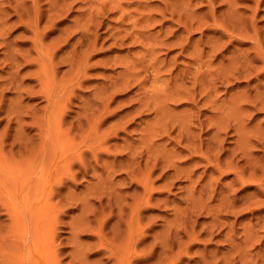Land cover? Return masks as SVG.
Listing matches in <instances>:
<instances>
[{
  "label": "rangeland",
  "instance_id": "1",
  "mask_svg": "<svg viewBox=\"0 0 264 264\" xmlns=\"http://www.w3.org/2000/svg\"><path fill=\"white\" fill-rule=\"evenodd\" d=\"M16 1L7 0L6 2L11 4L8 3L7 6L4 0L6 7L2 6L3 2L0 3L3 7L0 11L4 10L0 13V18L4 16L3 13L7 14L0 20V27L3 28L0 30V41H6V46H0V264H233L235 261L234 264L264 263V217H261L264 216V182L261 181L264 179V104L261 105L264 102V63L260 59L264 58V43L260 38L264 39V2L257 0L262 3L260 4L256 0H228L226 4L225 0H140L138 3V0H89L88 3L87 0H21L23 6L20 7V1ZM65 2L68 3L67 6ZM118 2L121 5H118ZM103 3L106 5L102 8ZM208 3L214 4V7ZM252 5L257 8H253L254 12H251ZM62 6L67 8L63 9ZM37 7L41 9H36ZM258 7L262 10L257 11ZM18 8L24 11L19 12ZM98 9H101V12ZM225 10L226 17L228 12L234 14L227 17L231 18V22L224 14L221 16ZM239 10L244 13L239 15ZM215 12H218L221 23L218 22L219 18ZM28 13L30 18L33 16V20H30ZM37 13L39 15L35 17ZM49 13L52 15L48 17ZM16 14L19 22L27 19L23 20L24 23L21 22L23 26L15 19ZM150 14L154 17L151 18ZM204 14L210 19L206 15L203 16ZM213 14L216 15L213 17ZM215 17L219 25L212 21ZM251 17L252 20H249ZM95 18L96 20H93ZM36 20L41 21L40 25ZM205 21L208 23H203ZM180 22L184 25H180ZM226 22L228 24H225ZM5 23L11 25L12 29ZM18 24L21 25L20 28ZM185 24L189 28L185 27ZM197 24L204 26L197 28ZM237 24L239 30L236 28ZM227 26L230 33L223 29ZM200 27L204 29L203 32ZM218 28H221L220 31ZM253 29L255 31H252ZM142 30L146 33L145 36ZM247 30L250 33L247 34ZM3 32L7 34L4 36ZM256 33L258 36H255ZM135 34H138L140 39H137ZM84 37L85 39H82ZM214 37L216 40L212 39ZM252 37L259 39L256 41ZM33 39L34 42L36 40V45H32ZM237 39L241 43H238ZM251 39L252 41H249ZM206 41L210 43V51ZM224 42H227V45H224ZM169 43L172 46L168 45L166 48ZM213 43L216 46L219 44L218 46L225 50L219 48L218 51V46H213ZM251 46L255 47V53L250 51ZM215 48L218 52L213 54V57L212 50ZM71 51L79 53L73 54ZM16 53L21 54L20 57L16 56ZM76 54L77 56H74ZM253 55L257 58L254 59ZM67 58H71V61H67ZM243 60L245 61L242 62ZM194 63L201 67L195 66ZM240 65L242 68H239ZM252 67L254 71L256 68L259 75L253 73ZM183 68L190 74L194 71V75L192 72L189 77V73ZM233 68L239 69L233 71ZM202 69H205V72L209 69L208 74L202 72ZM213 70L224 71V75L219 76L220 73L216 72L219 77L214 80L216 75ZM245 70L252 71L253 74L249 75ZM183 71L188 77L185 73L182 76ZM239 72L243 74L242 77ZM133 73L139 75L137 83L143 78L142 82L137 84V77ZM158 73L160 77H157ZM168 74L171 77L170 82ZM195 76L199 78V82ZM252 76L258 78L252 79ZM221 77H227L224 81H228V84L223 83ZM217 78H221L222 83L218 82ZM180 80L187 81L184 83ZM169 83H173L174 87ZM252 86L255 87L254 90ZM150 87L151 94L147 92ZM183 87L184 91L181 90L180 94ZM185 88L202 90L205 96H200L202 91L188 92ZM178 89L180 95H177ZM172 91L176 99L181 96L184 102H177L174 97L171 98L176 102L169 101ZM185 91L190 93L189 96L187 92V95L183 93ZM160 93L163 94L160 96ZM165 93H168L166 96L169 99ZM191 94L194 100L190 97ZM137 98L146 104L145 108L153 109L154 106V110H142L140 107H143V103L138 104ZM145 98L150 100L148 103H153V106H147ZM189 98L196 102H190ZM201 98L204 100L201 101ZM240 98L241 103H238ZM250 99L251 103L253 99L256 100L253 104L257 109L250 105ZM166 100L169 102H165ZM230 100H233V103ZM155 102L164 107H159ZM193 106L203 113H198L199 110ZM136 107L140 108L138 112L141 118ZM194 110L197 112L195 116L198 114L195 117L197 120L192 119ZM58 114L59 117H56ZM161 114L162 119L157 117ZM225 114L231 119L227 120L228 116ZM186 116L191 117L192 121ZM57 118H60L59 127L57 124L55 126ZM187 121L189 124L194 123L195 127L192 123L189 126ZM165 123H168V129ZM149 124L151 127H148ZM170 125H173V128ZM160 126L164 131H172V135L168 132L165 134ZM156 129H160L165 136L162 138V132H157ZM179 132L182 134L181 138L177 137ZM203 132L205 133L202 134ZM142 133H145V136ZM182 136L189 137L185 139ZM194 139H203L204 141H198V144H203V148H198ZM184 144L186 147H182ZM247 148L249 151L245 150ZM203 153L209 159L204 157L206 160L203 161ZM242 156H246V160ZM218 161L219 164L215 165ZM250 163L254 166H250ZM256 165L261 168H256ZM236 172L241 175V184L235 177H239ZM131 177L134 178L133 181ZM136 180L139 185L135 183ZM242 198L252 203L246 204L247 201ZM243 200L245 202L242 204ZM225 201L230 204L232 201L237 203L232 202L227 208L228 202ZM222 205L223 207H220ZM41 208L45 210L44 213L40 211ZM199 209L206 211L199 212ZM239 209L242 211L238 213ZM214 222L217 223L216 228L212 227ZM39 226L44 233L43 239H46L44 243L47 248L44 253L50 255L48 262L44 259L46 254L43 253V256L39 248ZM194 226L195 231L192 232L191 228L194 229ZM217 232L220 234L217 235ZM253 259H257L255 263ZM215 260L218 263L214 262Z\"/></svg>",
  "mask_w": 264,
  "mask_h": 264
},
{
  "label": "bare ground",
  "instance_id": "2",
  "mask_svg": "<svg viewBox=\"0 0 264 264\" xmlns=\"http://www.w3.org/2000/svg\"><path fill=\"white\" fill-rule=\"evenodd\" d=\"M3 1H4V0H3ZM3 1L0 0V3L3 2ZM6 1H7V0H5V2H6ZM8 1H9V0H8ZM13 1H14V0H13ZM19 1H20V2H18V0H17L16 2H18L19 6H20V5H22V2H21V0H19ZM25 1H26V0H25ZM36 1H37V0H36ZM38 1H39V0H38ZM57 1H58V0H57ZM61 1H62V0H61ZM63 1H64V0H63ZM65 1H66V0H65ZM80 1H82V0H80ZM88 1H89V0H87L86 2H88ZM120 1H121V0H120ZM139 1H140V0H138V3H139ZM203 1H204V0H203ZM207 1H208V0H207ZM225 1L227 2L228 0H225ZM234 1H235V0H234ZM252 1H253V0H252ZM256 1H257V0H256ZM256 1H255V2H256ZM10 2H11V1H10ZM28 2H29V1H28ZM32 2H33V1H32ZM74 2H76V0H74ZM99 2H100V1H99ZM140 2H141V1H140ZM144 2H145V1H144ZM210 2H214V0H213V1H210ZM257 2H259V1H257ZM262 2H264V0H262ZM6 3H7V2H6ZM8 3H9V2H8ZM8 3H7V6L10 4V3H9V4H8ZM20 3H21V4H20ZM23 3H26V2H23ZM29 3H30V2H29ZM36 3H37V2H36ZM65 3H66L65 5L67 6L68 3H67V2H65ZM69 3H70V2H69ZM78 3H79V1H78ZM83 3H84V2H83ZM88 3H89V2H88ZM252 3H253V2H252ZM259 3L262 4L261 2H259ZM32 4H33V3H32ZM37 4H38V3H37ZM74 4H76V3H74ZM111 4H112V2H111ZM115 4H116V3H115ZM136 4H137V3H136ZM226 4H228V2H227ZM253 4H254V3H253ZM260 4H259V5H260ZM4 5H5V4H4V2H3V5H2V6H4ZM10 5H11V4H10ZM12 5H14V4L12 3ZM15 5H16V3H15ZM15 5H14V6H15ZM98 5H100V3H99ZM103 5H106V4L103 3V4H102V8H103ZM116 5H117V4H116ZM116 5H115V6H116ZM118 5H121V3L118 2ZM144 5H145V4H144ZM146 5H147V4H146ZM208 5H209V3H208ZM211 5L214 7V4H211ZM211 5H209V6H211ZM2 6H0V8H1ZM14 6H13V7H14ZM22 6H23V5H22ZM34 6H35V5H34ZM34 6H33V7H34ZM39 6H40V3H39ZM49 6H50V5H49ZM66 6H65V7H66ZM252 6H253V7H252ZM252 6H251V7H252L251 12L253 11V8H254L255 5H252ZM4 7H6V6H4ZM20 7H21V6H20ZM20 7H19V8H20ZM24 7H25V6H24ZM24 7H23V8H24ZM40 7H41V6H40ZM40 7H37L36 9H38V8H40ZM59 7H61V6H59ZM62 7H64V6H62ZM65 7H64L63 9H66V8H67V7H66V8H65ZM69 7H70V6H69ZM97 7H98V6H97ZM116 7H117V6H116ZM118 7H120V6H118ZM227 7H228V6L226 5V9H227ZM231 7H232V6H231ZM233 7H234V6H233ZM2 8H3V7H2ZM11 8H12V7H11ZM14 8H15V7H14ZM19 8H18L19 12H23V11H24L23 9H22L23 11H21ZM25 8H26V7H25ZM31 8H32V7H31ZM71 8H72V7H71ZM90 8H91V7H90ZM100 8H101V7H100ZM104 8H105V6H104ZM235 8H236V7H235ZM255 8H256V7H255ZM255 8H254V10H255ZM6 9H7V8H6ZM9 9H10V7H9ZM12 9H13V8H12ZM40 9H41V8H40ZM68 9H70V8H68ZM106 9H107V8H106ZM108 9H109V8H108ZM210 9H211V7H210ZM250 9H251V8H250ZM256 9H257V8H256ZM0 10H2V9H0ZM34 10H35V9H34ZM34 10H33V11H34ZM98 10H99V9H98ZM103 10H104V9H103ZM103 10H102V11H103ZM214 10H215V9H214ZM259 10H262V8L260 9V8L258 7V10H257V11H259ZM9 11H10V10H9ZM15 11H16V10H15ZM15 11H14V12L12 11V13H17V12H15ZM64 11H65V10H64ZM90 11H91V10H90ZM99 11L101 12V9H100ZM211 11H212V9H211ZM215 11H217V9H216ZM218 11H219V10H218ZM227 11H231V10H227ZM239 11H240V10H239ZM2 12H4V10H3ZM2 12L0 11V13H2ZM7 12H8V11H7ZM19 12H18V13H19ZM30 12H32V9H30ZM56 12H57V11H56ZM59 12H60V10H59ZM66 12H67V11H66ZM91 12H92V11H91ZM91 12H90V15H91ZM96 12H97V11H96ZM208 12H209V11H208ZM222 12H223V11H222ZM222 12H221V13H222ZM225 12H226V10L222 13L221 16H223V14H224V17H226ZM232 12H233V11H232ZM235 12H236V10H235ZM253 12H254V11H253ZM255 12H256V11H255ZM5 13H6V11H5ZM18 13H17V14H18ZM62 13H63V12H62ZM64 13H65V12H64ZM209 13H210V12H209ZM209 13H207V14H209ZM212 13H214V11H213ZM215 13L217 14L218 12H215ZM238 13H239V15H240V13H244V12H241V11H240V12H238ZM238 13H236V14H238ZM256 13H257V12H256ZM8 14H9V12H8ZM17 14H16L15 16H17ZM19 14H20V13H19ZM21 14H22V13H21ZM40 14H41V13H40ZM43 14H44V13H43ZM53 14H54V13H53ZM60 14H61V13H60ZM60 14H59V15H60ZM66 14H67V13H66ZM93 14H94V13H93ZM216 14H213V17H214V15H216ZM226 14H227V17H229L228 15L230 14V16H231V14H233V13L228 12V13H226ZM253 14H254V13H253ZM253 14H252L251 16H253ZM3 15L6 16L7 14H4V13H3ZM3 15L1 14V16H3ZM9 15H11V14H9ZM9 15H8V16H9ZM12 15H13V14H12ZM24 15H25V14H24ZM24 15H20V16H23V18H26L27 16L25 17ZM26 15H27V13H26ZM32 15H33V14H32ZM32 15H31V16H32ZM36 15H39V14H38V13L35 14V17H36ZM51 15H52V14L49 13V15H47V16L49 17V16H51ZM62 15H64V14H62ZM62 15H61V18H62ZM147 15H148V14H147ZM150 15H151V14H150ZM150 15H149V16H150ZM205 15H206V14H204L203 16H205ZM218 15H219V14H217V18H219V21L216 20L217 18L215 17V20L212 19L213 22H216V23H217V21L220 22L221 19H220V17H218ZM242 15H243V14H242ZM4 16H3V17H4ZM15 16H14V17H15ZM28 16H29V18H30L29 13H28ZM45 16H46V14H45ZM47 16H46V17H47ZM53 16L56 17V15H53ZM57 16H58V15H57ZM88 16H89V15H88ZM95 16H96V15H95ZM149 16H148V17H149ZM203 16H201V17L204 18ZM206 16H207V15H206ZM209 16H210V15H209ZM233 16H234V14H233ZM254 16H256V15H254ZM3 17L0 18V20L3 19ZM11 17H12V16H11ZM32 17H33V16H32ZM32 17L30 18V20L32 19ZM55 17H54V18H55ZM86 17H87V16H86ZM90 17H91V19H92V15H91ZM96 17H97V16H96ZM150 17L152 18V17H154V16L151 15ZM207 17H208V16H207ZM227 17H226V19L229 20V21L231 22V20H230L231 18L228 19ZM240 17H241V16H240ZM19 18L22 19L21 17H19ZM27 18H28V17H27ZM29 18H28V19H29ZM42 18H43V17H42ZM42 18H39V20L42 19ZM51 18H53V17H51ZM51 18H50V19H51ZM57 18H58V17H57ZM208 18H209V17H208ZM236 18H238V20H239V16H237ZM236 18H235V21H236ZM5 19H6V17H5ZM5 19H4V21H5ZM7 19H8V18H7ZM7 19H6V20H7ZM9 19H10V18H9ZM15 19H16L18 22L20 21V20L18 19V16H17V18L15 17ZM15 19H14V20H15ZM36 19H38V16H37ZM50 19H49V20H50ZM59 19H60V16H59ZM147 19H148V18H147ZM209 19H210V18H209ZM232 19H234V18L232 17ZM240 19H241V18H240ZM247 19H248V18H247ZM16 20H15V22H16ZM23 20H24V19H22L21 22L24 23V21H26L27 19H25L24 21H23ZM30 20H29V21H30ZM32 20H33V19H32ZM87 20H88V18H87ZM93 20H96V18L93 19ZM136 20H137V19H136ZM141 20H143V16H142V19H141ZM150 20H151V19H150ZM222 20H223V19H222ZM227 20H226V21H227ZM238 20H237V22H238ZM249 20H252V17H251V19H249ZM249 20H247V21H249ZM8 21H9V20H7V22H8ZM29 21H27V22L29 23ZM36 21L38 22V20H36ZM190 21H191V19H190ZM190 21H189V22H190ZM192 21H194V19H193ZM208 21H209V20H208ZM208 21H207V22L205 21V22H203V23H208ZM212 21H210V23H211ZM229 21H228V22H229ZM21 22H19V24H21V25L23 26V23H21ZM39 22H41V21H39ZM39 22H38V23H39ZM91 22H92V20H91ZM223 22H224V20H223ZM230 22H229V23H230ZM249 22H250V21H249ZM9 23H11V25H13L12 22H9ZM32 23H33V22H32ZM32 23H31V24H32ZM89 23H90V21H89L87 24H89ZM92 23H94V22H92ZM154 23H156V22H154ZM192 23H193V22H192ZM220 23H221V22H220ZM238 23H239V22H238ZM1 24H2V23H1ZM7 24H8V23H5V25H7ZM16 24H17V22H16ZM16 24H15V25H16ZM19 24H18V25H19ZM25 24H26V23H25ZM31 24H29V26H32ZM33 24H34V23H33ZM152 24H153V22H152ZM152 24H151V25H152ZM186 24L188 25V22H187ZM186 24H185V25H186ZM189 24H190V23H189ZM200 24H201V23H200ZM200 24H199V25L197 24V25H198L197 28H198L199 26H201ZM212 24H213V23H212ZM217 24L219 25V23H217ZM225 24H228V23L226 22ZM246 24H248V22H247ZM253 24H254V23H253ZM253 24H252V25H253ZM11 25L8 24V27L10 28ZM21 25H19V28H20ZM35 25H36V24H35ZM37 25H38V24H37ZM39 25H40V23H39ZM93 25H94V24H93ZM145 25H146V24H145ZM180 25L183 26V25H184L183 22H182V23L180 22ZM180 25H179V26H180ZM187 25H186L185 27H188ZM191 25H192V24H190V26H191ZM202 25H203V24H202ZM206 25H207V24H206ZM221 25H222V24H221ZM152 26H154V25H152ZM152 26H151V27H152ZM203 26H204V25H203ZM203 26H201V27L203 28ZM222 26H223V25H222ZM228 26L230 27V24H229ZM228 26H227L226 28H223V27H222V28H223V29H226V31H227ZM247 26L250 27L251 25H247ZM254 26H255V25H253V27H254ZM12 27H13V26H12ZM14 27H17V26H14ZM87 27L89 28V26H87ZM90 27H91V26H90ZM151 27H150V28H151ZM185 27H182V28H185ZM191 27H192V26H191ZM201 27H200V29H201ZM211 27H212V26H211ZM211 27H210V30H211ZM218 27H221V26H218ZM233 27H234V26H233ZM238 27H239V24H237L236 28H238ZM245 27H246V26H245ZM249 27H247V28H249ZM6 28H7V27H6ZM22 28H25V27H22ZM30 28H31V27H30ZM74 28H75V27H74ZM84 28H85V27H84ZM136 28H137V27H136ZM144 28H145V27H144ZM182 28H179V29H182ZM188 28H189V27H188ZM206 28L208 29V26H207ZM206 28H205V29H206ZM236 28H235V30L238 31L239 28H238V30H237ZM251 28H252V26H251ZM255 28H256V26H255ZM255 28H254V29H255ZM1 29H3L2 26L0 27V30H1ZM10 29H12V28H10ZM17 29H18V28H17ZM27 29H29V27H28ZM33 29H34V27H33ZM77 29H78V28H77ZM89 29H90V28H89ZM142 29H143V28H142ZM185 29H186V28H185ZM216 29H217V28H216ZM218 29H219V28H218ZM220 29H221V28H220ZM220 29H219V31H220ZM249 29H250V28H249ZM249 29H248V30H249ZM254 29H253L252 31H255ZM34 30H35V29H34ZM72 30L74 31V29H72ZM195 30H196V29H195ZM201 30H202V32H203L204 29H201ZM208 30H209V29H208ZM232 30H233V28H232ZM242 30H243V29H242ZM248 30L246 31L247 34L250 33V32H248ZM257 30H258V29H257ZM1 31H2V30H1ZM5 31H6V30H5ZM8 31H9V30H8ZM8 31H7V32H8ZM88 31H89V30H87V33H88ZM90 31H91V29H90ZM132 31H133V30H132ZM136 31H137V30H136ZM136 31H135V32H136ZM186 31H187V29H186ZM212 31H213V27H212ZM217 31H218V30H217ZM221 31H223V30H221ZM236 31H234V32H236ZM259 31H260V29H259ZM9 32H10V31H9ZM24 32H27V31H24ZM31 32H32V31H31ZM37 32H38V31H37ZM74 32H75V31H74ZM84 32H85V31H84ZM142 32H143V30H142ZM213 32H214V31H213ZM223 32H224V31H223ZM227 32H229V31H227ZM227 32H226V33H227ZM244 32H245V30H244ZM256 32L258 33V31H256ZM3 33H4V32H3ZM89 33H90V32H89ZM92 33H93V32H92ZM126 33H127V32H126ZM129 33H130V32H129ZM131 33H132V32H131ZM138 33H139V31H138ZM149 33H150V32H149ZM226 33H225V34H226ZM229 33H230V32H229ZM242 33H243V31H242ZM253 33H254V32H252V35H253ZM257 33H256L255 36H258ZM6 34H7V33H4V36H5ZM20 34H21V31H20ZM24 34H25V33H24ZM35 34H36V33L34 32L33 35H35ZM38 34H39V33H38ZM90 34H91V33H90ZM133 34H134V33H133ZM143 34H144L143 36H145L146 33L143 32ZM260 34H261V33H260ZM260 34H259V35H260ZM21 35L23 36V34H21ZM21 35H19V36L22 37ZM92 35H95V34H92ZM96 35H97V34H96ZM124 35H125V34H124ZM124 35H123V36H124ZM128 35H129V34H128ZM128 35H126V36H128ZM135 35H136V34H135ZM135 35H134V36H135ZM215 35H217V33H215ZM226 35H227V34H226ZM1 36H3V35H1ZM83 36H88V35H86V34L84 35V34H83ZM83 36H81V37H83ZM123 36H122V37H123ZM136 36H138L137 39H140L138 34H137ZM242 36H243V34H242ZM242 36H241V37H242ZM250 36H251V35H250ZM250 36H249V37H250ZM255 36H254V37H255ZM31 37H32V36H31ZM37 37H38V35H37ZM132 37H133V36H132ZM132 37H131V38H132ZM179 37H180V36H179ZM227 37H229V36L227 35ZM227 37H226V38H227ZM245 37H248V36H245ZM254 37H252V38H254ZM1 38H2V37H1ZM3 38H4V37H3ZM35 38H36V37H35ZM94 38H95V36H94ZM219 38H220V37H219ZM222 38H223V37H222ZM232 38H234V37H232ZM260 38H261V40H262V43H264V39H262V37H260ZM26 39H27V41H28V37H27ZM30 39H32V38H30ZM82 39H85V37L82 38ZM87 39L89 40V37H87ZM87 39H86V40H87ZM134 39H135V38H134ZM142 39H143V38H142ZM177 39H178V38H177ZM209 39H210V38H209ZM212 39L214 40L215 37L212 38ZM238 39H239V38H238ZM238 39H237V42H238ZM241 39H243V38H241ZM246 39H248V38H246ZM246 39H244V40H246ZM254 39H256V38H254ZM257 39H259V38H257ZM257 39H256V41H257ZM38 40H39V39H38ZM215 40H216V39H215ZM217 40H218V36H217ZM226 40L228 41V38H227ZM30 41H31V40H30ZM39 41H40V40H39ZM116 41H117V40H116ZM162 41H163V40H162ZM233 41H234V40H233ZM249 41H252V39L249 40ZM249 41H248V43H250ZM256 41L254 40V42H256ZM0 42H2V43H0V46H1V44H2V46H4L3 44L6 43V41H5V42H4V41H0ZM31 42H32V41H31ZM33 42H34V39H33ZM35 42H36V40H35ZM35 42H34L33 44H32V43H31V44L34 45ZM37 42H38V41H37ZM93 42H94V41H93ZM163 42H166V41H163ZM168 42H170V41H168ZM173 42H174V41H173ZM206 42H208V41H206ZM215 42H216V41H215ZM215 42H214V43H215ZM219 42H220V41H219ZM219 42H218V43H219ZM254 42L252 43V46L255 45ZM258 42L260 43V40H258ZM91 43H92V42H91ZM157 43H158V42H157ZM157 43H156V44H157ZM170 43H171V42H170ZM170 43H169V44H166L167 46L165 45L166 48H168L169 46H172L171 44H174V43H171V44H170ZM180 43L183 44L182 41H181ZM214 43H213V44H214ZM224 43H225V42H224ZM226 43H227V42H226ZM226 43H225L224 45H227ZM238 43H241V42H238ZM256 43H257V42H256ZM41 44H42V39H41ZM87 44H88V43H87ZM93 44H94V43H93ZM142 44H143V43H142ZM160 44H162V43H160ZM175 44H176V43H175ZM181 44H180V45H181ZM185 44H186V43H185ZM208 44H209V45H207V47L210 46V43H209V42H208ZM215 44H216V43H215ZM215 44H214L213 46H216ZM221 44H223V43H221ZM221 44H220V45H221ZM253 44H254V45H253ZM35 45H36V44H35ZM144 45H145V43H144ZM168 45H169V46H168ZM178 45H179V42H178ZM186 45H187V44H186ZM186 45H185V46H186ZM205 45H206V44H205ZM218 45H219V44H218ZM218 45H217V46H218ZM2 46H1V47H2ZM5 46H6V44H5ZM38 46H40V45H38ZM165 46H162V47H165ZM185 46H184V48H185ZM187 46H188V45H187ZM217 46H216V47H217ZM252 46H251L250 48H252ZM30 47H31V46H30ZM87 47H88V46H87ZM89 47H90V46H89ZM220 47H221V46H218L217 50H218ZM228 47H229V46H228ZM256 47H257V46H256ZM154 48H155V47H154ZM204 48H205V47H204ZM254 48H255V47H253L252 49H250V51L252 50L251 52H253V53L256 52V51L254 50ZM28 49H29V48H28ZM196 49H198V48H196ZM200 49H201V48H200ZM262 49H264V48H262ZM32 50H33V49H32ZM37 50H38V49H37ZM151 50H152V49H151ZM184 50H185V49H184ZM184 50H182V51H184ZM208 50H209V47H208ZM219 50H225V49H224V48H220ZM219 50H218V51H219ZM253 50H254L255 52H254ZM154 51H155V50H154ZM200 51H202V50H200ZM203 51H204V50H203ZM209 51H210V50H209ZM214 51H216V48H215V50H212V55H211V56H213V57H214L213 54H217V52H218V51H216V52L214 53ZM250 51H248V52H250ZM261 51H262V50H261ZM71 52H72L73 54H75V53L78 54V53L80 52V50H79V52H75V53H74L73 51H71ZM193 52H194V49H193ZM205 52H206V51H205ZM205 52L203 53L204 55H205ZM259 52H260V51H259ZM69 53H70V52H69ZM145 53H146V52H145ZM198 53H200V52H198ZM232 53H233V52H232ZM243 53H244V52H243ZM260 53H261V52H260ZM16 54H17V55H16ZM16 54H15V55L18 56V57H20L19 55H21V54L18 55V53H16ZM73 54H72V56H73ZM77 54L74 55V56H77ZM154 54H155V53H154ZM200 54H201V53H200ZM218 54H219V53H218ZM221 54H222V53H221ZM234 54H237V53H234ZM13 55H14V54H13ZM22 55H23V54H22ZM147 55H148V54H147ZM193 55H194V54H193ZM206 55H207V54H206ZM24 56H25V55H24ZM221 56H223V55H221ZM242 56H245V55L242 54ZM242 56H241V57H242ZM246 56H248V54H246ZM261 56H262V55H261ZM13 57H15V56H13ZM21 57H22V56H21ZM82 57H83V56H82ZM150 57H151V56H150ZM156 57H157V55H156ZM200 57H201V56H200ZM202 57H203V56H202ZM208 57H209V56H208ZM208 57H207V58H208ZM216 57H217V56H216ZM253 57H254V55H253ZM68 58H69V57H68ZM68 58H67V61L70 60L71 58H72V60H73V57H71L70 59H68ZM75 58H76V57H75ZM75 58H74V59H75ZM193 58H194V57H193ZM203 58H204V57H203ZM203 58H202V59H203ZM227 58H228V57H227ZM242 58H243V57H242ZM246 58H247V57H246ZM246 58H244V59H246ZM250 58H251V57H250ZM256 58H257V57H256ZM256 58L254 57V59H256ZM258 58H259V53H258ZM156 59H157V58H156ZM196 59H197V58H196ZM196 59H195V60H196ZM225 59H226V57H225ZM228 59H229V58H228ZM239 59H240V58H239ZM260 59H262L261 62L264 63V58L261 57ZM26 60H28V59H26ZM76 60H77V59H75V63L78 62V61H76ZM137 60H139V58H138ZM151 60H152V59H151ZM153 60H154V57H153ZM197 60H198V59H197ZM207 60H208V59H207ZM223 60H224V59H223ZM252 60H253V58H252ZM257 60L259 61V59H257ZM70 61H71V60H70ZM163 61H164V60H163ZM192 61H193V60H192ZM199 61H200V60H199ZM233 61H235V60H233ZM233 61H232V63H233ZM244 61H245V60H243L242 62H244ZM248 61H249V60H248ZM30 62H31V61H30ZM30 62H29V63H30ZM72 62H73V61H72ZM164 62H165V61H164ZM164 62H163V63H164ZM194 62L200 64V62H197V61H194ZM209 62H210V61H209ZM230 62H231V60H230ZM256 62H257V61H256ZM73 63H74V62H73ZM141 63H142V62H141ZM232 63H231V65H232ZM240 63H241V62H240ZM247 63H248V62H247ZM247 63H246V64H247ZM253 63H254V61H253ZM31 64H32V63H31ZM33 64H34V63H33ZM70 64L72 65L71 62H70ZM149 64H150V62H149ZM164 64H166V63H164ZM164 64H162V65L165 66ZM199 64L195 65V63H194L195 66H198ZM203 64H204V63H202V65H203ZM235 64H236V63H235ZM246 64H243V66L246 65ZM71 65H70V66H71ZM78 65H79V64H77V67H78ZM152 65H153V64H152ZM205 65H206V64H205ZM229 65H230V64H229ZM236 65H237V64H236ZM28 66H29V65H28ZM81 66H82V65H81ZM199 66H200V65H199ZM209 66H210V63H209ZM209 66H208V67H209ZM241 66H242V65H240L239 68H242ZM246 66H247V65H246ZM246 66H245V67H246ZM79 67H80V66H79ZM200 67H201V66H200ZM205 67H206V66H205ZM227 67H228V66H227ZM229 67H230V66H229ZM158 68H159V67H158ZM160 68H161V66H160ZM195 68H196V67H195ZM195 68H194V69H195ZM202 68H203V67H202ZM206 68H207V67H206ZM224 68H225V67H224ZM239 68H236V69H239ZM252 68H253V67H252ZM151 69H152V68H151ZM156 69H157V68H156ZM174 69H175V67H174ZM181 69H182V68H181ZM187 69H189V68L187 67ZM199 69H200V68H199ZM209 69H210V67H209ZM209 69H208L207 71H209ZM233 69H234V68H233ZM236 69H234L233 71H236ZM126 70H127V69H126ZM168 70H170V68H168ZM183 70L185 71L186 68H183ZM204 70H205V69H202V72H203ZM225 70H226V69H225ZM227 70H229V69H227ZM240 70H241V69H240ZM72 71H73V70H72ZM128 71H129V70H128ZM184 71H183L182 76H184V73H185ZM197 71H198V70H197ZM200 71H201V70H200ZM207 71H206V72L204 71V72L207 73ZM214 71H215V75H216L217 73H220L219 76H220L221 74L224 73V71H221V72L218 71V72H217V70H213V73H214ZM242 71H243V70H242ZM242 71H241V72H242ZM245 71H246V70H245ZM261 71H262V69L260 70V72H261ZM36 72H37V71H36ZM36 72H34V73H36ZM78 72H79V71H78ZM152 72H154V71H152ZM160 72H161V71H160ZM166 72H168V71H166ZM175 72H176V71H175ZM186 72H187V70H186ZM192 72H193V75H194V71H192ZM192 72H191V74H192ZM209 72H211V69H210ZM216 72H217V73H216ZM228 72H229V71H228ZM241 72H239V74H240V76L242 77L243 74H241ZM246 72H249V71H246ZM254 72H255V74H257V72H256V68H255V71H254V68H253V73H254ZM130 73H131V72H130ZM155 73H156V72H154V74H155ZM170 73H171V72H170ZM176 73H177V72H176ZM188 73H189V71L187 72V74H188ZM198 73L200 74V72H198ZM198 73H197V74H198ZM213 73H212V74H213ZM229 73H230V72H229ZM234 73H235V72H234ZM236 73H237V72H236ZM243 73H244V72H243ZM253 73H252V71H251V72H249V75H250V74L252 75ZM262 73H264V72H262ZM76 74H78V73L76 72ZM133 74H134V73H133ZM154 74H153V75H154ZM171 74H174V73H171ZM191 74L189 73V77H190ZM197 74H195V75H197ZM202 74H203V73H202ZM207 74H208V73H207ZM210 74H211V73H210ZM239 74H238V76H239ZM245 74L247 75V73H245ZM245 74H244V75H245ZM134 75H136V77H137V80L135 79V82L137 83V82H138V77H139V75H138V74H134ZM137 75H138V76H137ZM168 75H169V74H168ZM178 75H180V74L178 73ZM178 75H177V76H178ZM185 75H186V73H185ZM193 75H192V76H193ZM223 75H224V74H223ZM227 75L229 76L230 74H227ZM227 75H226V76H227ZM234 75H235V74H234ZM249 75H247V76H249ZM257 75H259V74H257ZM32 76H33V74H32ZM171 76H172V75H171ZM173 76H174V75H173ZM186 76L188 77V75H186ZM186 76H185V77H186ZM192 76H191V79H192ZM217 76H218V75H216V76L213 77V76L211 75V78L213 77V79H214V78L217 77ZM219 76H218V77H219ZM228 76H227V77H228ZM232 76H233V75H232ZM236 76H237V75H236ZM260 76H261V74H260ZM33 77H34V76H33ZM157 77H160V76H159V73H158V76H157ZM168 77H169L168 79H169V82H170V78H171L170 75H169ZM198 77H199V75H198ZM198 77L196 78V76H195V79H196L197 82H199V81H198V79H199ZM227 77H226V78H227ZM243 77H244V76H243ZM252 77H253V76H252ZM261 77H262V76H261ZM37 78H38V76H37ZM130 78H131V77H130ZM155 78H156V76H155ZM182 78H183V77H182ZM193 78H194V77H193ZM202 78H203V76H202ZM221 78L223 79V77H221ZM221 78H219V79L217 78V79L219 80V81H218V80H217V81H218V82H221V81H220ZM226 78H224V79L227 80ZM247 78H248V77H247ZM254 78L257 79L258 77H253L252 79H254ZM34 79H35V77H34ZM38 79L40 80L41 78H38ZM132 79H133V78H132ZM141 79L143 80V78H141ZM150 79H151V78H150ZM152 79H153V76H152ZM152 79H151V80H152ZM176 79L179 80L178 77H177ZM185 79H186V78H185ZM195 79L192 80V81H193V84L195 83V82H194ZM205 79H206V78H205ZM222 79H221V80H222ZM224 79L222 80V82H223V83L225 82V84H228V83H226V82H228V81H224ZM229 79L231 80V78H229ZM142 80H141L140 82H142ZM148 80H149V79H148ZM156 80H158V79H156ZM208 80H209V79H208ZM208 80H207V81H208ZM214 80H215V79H214ZM214 80H213V81H214ZM230 80H229V81H230ZM152 81H153V80H152ZM152 81H151V82H152ZM181 81H182V80H180V82H181ZM186 81H187V80H186ZM186 81H182V82L185 83ZM188 81H189V80H188ZM233 81H235V80H233ZM36 82L38 83V80H37ZM140 82H139V83H140ZM146 82H147V81H146ZM146 82H144V84H145ZM149 82H150V80H149ZM155 82H157V81H155ZM155 82H154V84H155ZM158 82H159V81H158ZM222 82H221V83H222ZM247 82H248V81H247ZM250 82H251V81H250ZM139 83H137V84H139ZM163 83H164V82H163ZM165 83H166V82H165ZM184 83H183V84H184ZM190 83L192 84V82H190ZM214 83H215V81H214ZM229 83H231V81H230ZM248 83H249V82H248ZM248 83H247V84H248ZM169 84H171V83H169ZM169 84H168V85H169ZM172 84H173V83H172ZM172 84H171V85H172ZM200 84H201V83H200ZM233 84H234V83H233ZM149 85H150V84H149ZM159 85H160V84H159ZM159 85H158V86H159ZM162 85H164V84H162ZM162 85H160V86H162ZM173 85H174V84H173ZM173 85H172V86H173ZM184 85H185V84H184ZM188 85H190V84L188 83ZM198 85H199V83H198ZM231 85H232V84H231ZM127 86H128V85H127ZM127 86H126V87H127ZM139 86H140V85H139ZM172 86H171V88H172ZM199 86H200V85H199ZM248 86H249V84H248ZM250 86H251V85H250ZM126 87H125V88H126ZM137 87H138V86H137ZM142 87H143V86H142ZM145 87H147V86H145ZM154 87H155V86H154ZM166 87H168V86L166 85ZM173 87H174V86H173ZM210 87H211V86H210ZM252 87H253V88H252ZM252 87H251V88L254 90L255 87H254V86H252ZM169 88H170V87H169ZM197 88H198V87H197ZM201 88H202V87H201ZM246 88H247V87H246ZM147 89H148V88H147ZM151 89H152V88L150 87V91H149V90H148V91L146 90V91L149 92V93L151 94ZM165 89H167V88H165ZM173 89H174V88H173ZM183 89H184V87H183L182 89H180V92H179V89H178V91H177V90H174V92L177 91V93L179 92V93L181 94V93H182L181 90H183ZM185 89H186V88H185ZM189 89H190V88H189ZM194 89H195V86H194ZM198 89H199V88H198ZM198 89H197V90H198ZM155 90H156V89H155ZM170 90H172V89H170ZM186 90H187V89H186ZM191 90H192V89H191ZM191 90H187V91H188V92H189V91L191 92ZM197 90H195V91L192 90V92H193V91H194V92H197ZM212 90H213V89H212ZM247 90H248V89H247ZM146 91H145L144 95L146 94ZM183 91H184V90H183ZM187 91H185V92H183V93L186 94ZM201 91H202V90H198V93H200ZM244 91H245V90H244ZM140 92H141V90H140ZM142 92H143V91H142ZM161 92H162V91H161ZM163 92H164V91H163ZM174 92L172 91V95H173V96H172V95H171V96L168 95V96H170V98H171V97H174V99H176V98H175L176 95H174V94H175ZM188 92H187L188 95L186 94L187 96H189V94H190V93H188ZM202 92H203V93L200 94V96H201V95L205 96L204 91H202ZM249 92H250V91H249ZM42 93H43V92H42ZM47 93H48V92H47ZM173 93H174V94H173ZM179 93H178L177 95H180ZM212 93H213V91H212ZM45 94H46V93H45ZM140 94H142V93H140ZM161 94H163V93H160V96H161ZM167 94H168V93H167ZM167 94L165 93V96H166ZM192 94L194 95V93H192ZM192 94L190 95V97L193 96ZM195 94H196V93H195ZM239 94H240V92H239ZM251 94H252V93H251ZM48 95H49V94H48ZM182 95H183V94H182ZM206 95H207V94H206ZM213 95H215V94H213ZM45 96H47V95H45ZM148 96H149V94L147 95V97H148ZM187 96H186V97H187ZM203 96H202V97H203ZM235 96H236V95H235ZM241 96H242V95H241ZM255 96H256V93H255ZM145 97H146V96H145ZM150 97H151V96H150ZM155 97H156V96H155ZM162 97H163V95H162ZM162 97H161V98H162ZM179 97L181 98V100H178ZM208 97H209V96H208ZM166 98H168V97L166 96ZM191 98H192V97H191ZM191 98H189V99H190V100H189L190 102H192V101L194 100L193 98H192L193 100H192ZM217 98H218V97L216 96V99H217ZM251 98H252V97H251ZM137 99H138L137 101H139L138 104H139L140 102L143 103L142 101H140V100H142V96H141L140 100H139V98H137ZM145 99H146V98H145ZM168 99H169V98H168ZM174 99L171 98L169 101L172 100L171 102H173V101H175ZM182 99H183V98H182L181 96H178L177 99H176V101H177V102H178V101H179V102H180V101H183ZM206 99H207V98H206ZM233 99H234V98H233ZM200 100L202 101V100H204V99L201 98ZM253 100H254V99H253ZM253 100H252V103L250 102L251 99L249 100V102L251 103L250 105H253V107H254L255 104H253V103H256V100H254L255 102H254ZM144 101H147V103H148L150 100H147V99H146V100H144ZM169 101L166 100L165 102H169ZM176 101H175V102H176ZM186 101H187V99H186ZM186 101H185V102H186ZM232 101H233V100H232ZM232 101L230 100V102H232ZM150 102H151V101H150ZM150 102H149V103H150ZM152 102H153V100H152ZM183 102H184V101H183ZM193 102H196V101H193ZM209 102H210V101H209ZM209 102H208V103H209ZM244 102H245V100H244ZM149 103L147 104V106H150L151 104H152V106H153V103H151L150 105H149ZM155 103H157V102H155ZM197 103H199V102H197ZM197 103H196L195 106H197ZM204 103L206 104L205 101H204ZM208 103H207V104H208ZM232 103H233V102H232ZM238 103H241V98H240V100H239ZM157 104L160 105L159 107H164V105L161 106V104H159V103H157ZM166 104H167V103H166ZM166 104H165V107H166ZM192 104L194 105V103H191V105H192ZM205 104H204V105H205ZM210 104H212V103L210 102ZM257 104H258V103H257ZM262 104H264V102H262L261 105H262ZM145 105H146V104H145ZM145 105H144V103H143V107H140V108H143L142 110H144V108H145L144 106H145ZM158 105H156V107H157ZM240 105H241V104H240ZM259 105H260V104H259ZM261 105H260V107H259V106H258V107L262 109V106H261ZM139 106H140V105H138V107H139ZM141 106H142V105H141ZM193 107H194V106H193ZM217 107H218V106H217ZM255 107H257V106H255ZM255 107H254V108H255ZM136 108H137V107H136ZM136 108H135V109H136ZM140 108H137V109H139V110H137L138 116H139V114H140V113L138 112V111H140ZM147 108H148V107H147ZM147 108H145V109H147ZM149 108H150V107H149ZM154 108H155V107L153 106V109H152V108H151V109L154 110ZM157 108H158V107H157ZM166 108H167V107H166ZM191 108H192V107H191ZM194 108H197V109L199 110L198 107H194ZM220 108H221V106H220ZM228 108H229V107H228ZM233 108H234V107H233ZM84 109H85V108H84ZM87 109L90 111L89 108H87ZM87 109H86V110H87ZM151 109H147V110L151 111ZM163 109H164V108H163ZM192 109H193V108H192ZM197 109H196V110H197ZM217 109H219V108H217ZM229 109H231V107H230ZM255 109H257V108H255ZM86 110H84V111H86ZM142 110H141V111H142ZM158 110H159V109H158ZM220 110H221V113H223V112H222V109H220ZM232 110H233V109H232ZM259 110H260V109H259ZM144 111H145V110H144ZM144 111H143V112H144ZM149 111H145V112H149ZM156 111H157V109H156ZM199 111H200V112H199ZM199 111H198V113H201V112H202L201 110H199ZM260 111H261V110H260ZM63 112H64V111H63ZM63 112H62V113H63ZM135 112H136V110H135ZM151 112H152V111H151ZM153 112H154V111H153ZM193 112H195V113H194V115H193L194 117L192 116V119L195 118L196 116H198V114L195 116V114L197 113L195 110H194ZM193 112H192V114H193ZM59 113H60V111H59ZM64 113H65V112H64ZM141 113H142V112H141ZM154 113H155V112H154ZM202 113H203V112H202ZM218 113H220L219 110H218ZM142 114H143V113H142ZM159 114H160V113H159ZM159 114H158V115H159ZM162 114L164 115L165 113H162ZM162 114H161L160 116H157V117H160V118H161ZM190 114H191V113H190ZM190 114H189V116H190ZM227 114H228V113H227ZM227 114H225V116H226ZM59 115H60V114H58V116H56V117H59ZM86 115H87V114L85 113V116H86ZM62 116H63V115H62ZM138 116H137V117H138ZM227 116H228V118H226V119L228 120V119H229V115H227ZM154 117H155V114H154ZM186 117H188V116H186ZM139 118H141V116H139ZM164 118H165V117H164ZM181 118H182V117H181ZM181 118H180V119H181ZM154 119H156V118H154ZM161 119H162V118H161ZM161 119H160V120H161ZM188 119H190V121H192V120H191V117H190V118L188 117ZM197 119H198V118H197ZM197 119L195 118V120H197ZM199 119H200V118H199ZM230 119H231V117H230ZM230 119H229V120H230ZM55 120H56V119H55ZM55 120H54V121H55ZM80 120H81V119H80ZM157 120H159V119L157 118ZM160 120H159V121H160ZM175 120H177V118H176ZM181 120H182V119H181ZM193 120H194V119H193ZM200 120H201V119H200ZM200 120H199V122H200ZM238 120H240V119L238 118ZM58 121H60V118H57V123H55V126H56V124H57V126L59 127L58 124H59L60 122L58 123ZM61 121H62V120H61ZM154 121L157 123L156 120H154ZM154 121H153V122L151 121V123H154ZM159 121H158V122H159ZM166 121H168V120H166ZM170 121H171V120H170ZM179 121H180V120H179ZM223 121H225V119H224ZM162 122H163V121H162ZM175 122H176V121H175ZM181 122H182V121H181ZM195 122H196V121H195ZM202 122H203V121H202ZM202 122H201V123H202ZM204 122H205V121H204ZM204 122H203V123H204ZM228 122H229V121H228ZM236 122H237V120H236ZM238 122H239V121H238ZM238 122H237V123H238ZM156 123H154V124H156ZM172 123H173L174 125L176 124V123H174V122H172ZM177 123H178V122H177ZM186 123H188V121H187ZM191 123H192V122H191ZM191 123H190V124H191ZM197 123H198V122H196V124H197ZM201 123H199L198 126H200ZM203 123H202V127L204 128ZM223 123H224V122H223ZM60 124H61V123H60ZM158 124H159V123H158ZM165 124H167V129H168V126H169L168 123H165ZM165 124H163V125H165ZM169 124H170V123H169ZM180 124H181V123H180ZM188 124H189V123H188ZM190 124H189V126H190ZM193 124H194V123H192L191 125H193ZM51 125H52V124H51ZM53 125H54V124H53ZM186 125H187V124H186ZM227 125H228V124H227ZM227 125H226V126H227ZM233 125H234V124H233ZM233 125H232V126L230 125V126L233 127ZM60 126H61V125H60ZM184 126H185V125H183V127H184ZM193 126H194V125H193ZM228 126H229V125H228ZM235 126H236V124H235ZM114 127H116V126H114ZM148 127H151V124H149ZM160 127H161V130H162V129H163L162 126H160ZM163 127H164V126H163ZM170 127L173 128V125H172V126L170 125ZM180 127H182V124H181ZM186 127H187V126H186ZM194 127H195V126H194ZM196 127H197V126H196ZM231 127H230V129H231ZM236 127H237V126H236ZM236 127H233V128H236ZM56 128H57V127H56ZM116 128H117V127H116ZM197 128H200V127H197ZM114 129H115V128H114ZM123 129H124V128H123ZM153 129H154V128L152 127V130H153ZM175 129H176V128H175ZM179 129H180V128H179ZM230 129H229V130H230ZM148 130H151V129H148ZM156 130H157V129H156ZM156 130H155V131H156ZM159 130H160V129H158L157 132H158ZM169 130H170V129H169ZM171 130H172V129H171ZM180 130H181V129H180ZM200 130H201V129H199V131H200ZM226 130H227V128H226ZM56 131H57V130H56ZM58 131H59V130H58ZM146 131H147V130H146ZM153 131H154V130H153ZM153 131H152V132H153ZM163 131H164V129H163ZM181 131H183V130H181ZM201 131H202V130H201ZM59 132H60V131H59ZM159 132L161 133L162 131H159ZM164 132H165V134H166V132H168V130H167V131H164ZM171 132H172V131H170V132H168V133H171ZM187 132H188V131H187ZM187 132H186V133H187ZM218 132H220V130H219ZM224 132H225V130H224ZM145 133H147V132H145ZM145 133H142V134L145 136ZM150 133H151V132H150ZM162 133H163V132H162ZM162 133L160 134V136L162 135V138H163L164 133H163V134H162ZM168 133H167V134H168ZM172 133H173V132H172ZM172 133H171V135H172ZM204 133H205V132H203L202 134H204ZM58 134H59V133H58ZM180 134H181V133L179 132V135L177 134V137H178V136L180 137ZM216 134H218V133H216ZM220 134H221V133H220ZM150 135H151V134H150ZM150 135H149V136H150ZM181 135H182V134H181ZM184 135H186V134L184 133ZM218 135H219V134H218ZM225 135H226V134H225ZM164 136H165V135H164ZM141 137H142V136H141ZM146 137H147V135H146ZM155 137H156V136H155ZM155 137H153V138H155ZM157 137H158V136H157ZM173 137H175V136H171V138H173ZM182 137H183V136H182ZM184 137H185V136H184ZM184 137H183V138H184ZM186 137L188 138L189 136H186ZM186 137H185V139H186ZM195 137H197V136L195 135ZM200 137H201V135H200ZM262 137H264V136H262ZM164 138H166V137H164ZM169 138H170V137H169ZM180 138H181V137H180ZM180 138H179V139H180ZM198 138H199V133H198ZM201 138H202V137H201ZM176 139H177V138H176ZM176 139H174V140L176 141ZM259 139H261V138H259ZM177 140H178V139H177ZM188 140H189V139H188ZM194 140H195V139H194ZM196 140H197V139H196ZM196 140H195V145H196V146L198 145V148H200L201 145H203V144H201V145H200V143L198 144V141L201 142V141H204V140H203V139H199L198 141H196ZM200 140H201V141H200ZM246 140H247V139H246ZM262 140H264V139H262ZM142 141H143V139H142ZM149 141H150V139H149ZM153 141H154V140H153ZM184 141H187V140H184ZM177 142H180V141H177ZM196 142H197V144H196ZM258 142H259V143H262V142H264V141L261 142V140H258ZM144 143H145V142H144ZM144 143H143V144H144ZM152 143H153V142H152ZM180 144H181V143H180ZM187 144H188V143H187ZM262 144H264V143H262ZM262 144H261V145H262ZM144 145H145V144H144ZM150 145H151V144H150ZM184 145H185V146H184ZM184 145H182V147H186V144H184ZM193 145H194V144H193ZM247 145H248V144H247ZM191 146H192V145H191ZM191 146H190V147H191ZM190 147H189V149H190V151H191V148H192L193 146H192L191 148H190ZM261 147H262V146H261ZM198 148H197V149H198ZM201 148H203V147H201ZM185 149H186V148H185ZM185 149H184V150H185ZM187 149H188V148H187ZM187 149H186V150H187ZM193 149H194V148H193ZM243 149H244V148H243ZM198 150H199V149H198ZM200 150H202V149H200ZM245 150L249 151L248 148L245 149ZM194 151H195V150H194ZM196 152H197V151H196ZM243 152H244V151H243ZM240 153H242V151H241ZM203 154H205V153H203ZM242 154H243V153H242ZM245 154H246V153H245ZM245 154H244V155H245ZM198 155H199V153H198ZM246 155H247V154H246ZM206 156H207V155L205 154V156H203L202 158H204V157L206 158ZM199 157H200V156H199ZM199 157H198V158H199ZM243 157H244V156H242V158H243ZM245 157H246V156H245ZM245 157H244V158H245ZM205 158L203 159V161H205L208 157H207L206 159H205ZM240 158H241V157H240ZM242 158H241V159H242ZM246 158H247V157H246ZM246 158H245V160H246ZM200 159H201V158H200ZM208 159H209V158H208ZM248 159H249V158H248ZM248 159H247V160H248ZM250 160H251V159H250ZM200 161H201V160H200ZM207 161H208V160H207ZM138 162H139V161H138ZM138 162H137V163H138ZM208 162H209V161H208ZM251 162H252V161H251ZM139 163H140V162H139ZM220 163H221V162H220ZM248 163H249V161H248ZM252 163H254V162H252ZM217 164H219V161H218V163H216L215 165H217ZM254 165H255V163H254ZM254 165H251V163H250V166H254ZM133 166H134V164H133ZM155 166H156V164H155ZM150 167H151V166H150ZM152 167H154V166L152 165ZM152 167H151V168H152ZM156 167H157V166H156ZM215 167H216V166H215ZM255 167H256V168H261V167H257V165H256ZM255 167H254V168H255ZM148 168H149V167H148ZM154 168H155V167H154ZM242 168H244V169L246 170V168H245L243 165H242ZM242 168L239 167V169H241V170H242ZM149 169H150V168H149ZM215 169H216V168H215ZM237 169H238V168H237ZM152 170H153V169H152ZM234 170H235V169H234ZM236 171H237V170H236ZM238 171H239V170H238ZM242 171H244V170H242ZM244 173H245V172H244ZM149 174H150V173H149ZM236 174L238 175L239 173L236 172ZM238 176H239V175H238ZM240 176H241V175H240ZM240 176L237 177V176L235 175V177L238 178V179H237L238 181H239ZM235 177H234V179L236 180ZM242 177H244V175H242ZM131 178H132V177H131ZM131 178H129V179H131ZM131 180L133 181L134 178H132ZM131 180H130V181H131ZM240 180H242V178H240ZM261 181L264 182V179H261ZM138 182H139V181H138ZM239 182H240V181H239ZM132 183H134V182H132ZM132 183H131V184H132ZM135 183H137V180L135 181ZM243 183H244V182H243ZM259 183H260V182H259ZM137 184H138V183H137ZM240 184H241V182H240ZM138 185H139V184H138ZM142 185H143V183H142ZM245 185H247V184H245ZM248 185H249V184H248ZM140 186H141V185H140ZM255 186H256V185H255ZM262 186H264V185H262ZM135 188H136V187H135ZM260 189H261V188H260ZM153 190H154V189H153ZM153 190H152V191H153ZM260 191H262V190H260ZM258 193H259V192H258ZM150 194H151V193H150ZM259 194H261V192H260ZM262 194H264V193H262ZM149 196H150V195H149ZM151 196H152V195H151ZM211 197H212V196H211ZM211 197H210V198H211ZM213 199H214V198H213ZM242 199H245V198H242ZM233 200H234V199H233ZM235 200L237 201V199H235ZM245 200L247 201V199H245ZM149 201H150V200H149ZM225 202H226V201H225ZM227 202H228V201H227ZM227 202H226V203H227ZM232 202H233V201H232ZM232 202H231V204H232ZM234 202H235V201H234ZM234 202H233V204H236V203H237V202H236V203H234ZM238 202H240V201H238ZM244 202H245V201L243 200L242 204H243ZM253 202H255V201H253ZM257 202H258V200H257L255 203H257ZM220 203L223 204L222 202H220ZM247 203L251 204L252 202H251V201H250V202L247 201L246 204H247ZM255 203H254V204H255ZM145 204H146V203H145ZM221 204H220V205H221ZM227 204H228V205H227V208H228V206H229L230 203L228 202ZM231 204H230V205H231ZM239 204H240V203H239ZM246 204H245V205H246ZM146 205H147V204H146ZM202 205H204V204H202ZM202 205H201V206H202ZM204 206H205V205H204ZM238 206H239V205H238ZM192 207H193V206H192ZM194 207L196 208L195 205H194ZM220 207H223V205L220 206ZM220 207H218V208H220ZM248 207H249V206H248ZM42 208H43V207H42ZM42 208L40 209V211H43V213H44L45 210H43ZM206 208L208 209L209 207L207 206ZM227 208H226V209H227ZM229 208H230V207H229ZM240 208L243 209V207H241V206H240ZM249 208H250V207H249ZM259 208H261V207H259ZM135 209H136V208H135ZM203 209H204V207H203ZM203 209H202L201 211H200V209H199V212L206 211V210H203ZM211 209H212V208H211ZM211 209H209V210H211ZM213 209H214V208H213ZM220 209H221V208H220ZM223 209H224V208H223ZM241 209H239L238 213H239L240 211H242ZM246 209H247V208H246ZM251 209H252V208H251ZM256 209H258V208H256ZM136 210H137V209H136ZM227 210H229V209H227ZM243 210H244V209H243ZM247 210L249 211L250 209H247ZM253 210H254V208H253ZM260 210H261V209H260ZM138 211H139V210H138ZM250 211H251V210H250ZM193 212H195V211H193ZM228 212H229V211H228ZM231 212H232V211H231ZM255 212H256V211H255ZM257 212H258V211H257ZM260 212H261V211H260ZM245 213H246V212H245ZM250 213H251V212H250ZM250 213H249V214H250ZM252 214H256V213H252ZM252 214H251V215H252ZM257 217H258V216H257ZM261 217H264V216H261ZM254 218H256L255 215H254ZM258 218H259V217H258ZM216 220H217V219H216ZM252 220H253V219H252ZM259 220H260V219H259ZM261 220H262V219H261ZM40 223H41V222H40ZM40 223H39V225H40ZM256 223H257V222H256ZM256 223H255V224H256ZM258 223H259V222H258ZM41 224H42V223H41ZM216 224H217V223H216ZM216 224H215V222H214V225H213L212 227L217 226ZM260 224H261V223H260ZM187 225H188V224H187ZM187 225L185 224V226H187ZM211 225H212V224H211ZM244 225H245V224H244ZM244 225H243V226H244ZM247 225H248V224H247ZM40 226H41V225H40ZM40 226L38 227V228H39V229H38V230H39V231H38V237H39V239H40V241H39V244H40L39 246H40V247H39V248H40V250H41V254L43 255L44 251H45L46 248H47V246H46L47 244L44 243V242H46V239H43V238H44V233L42 232V230H41L42 227L40 228ZM251 226H252V225H251ZM191 227H192V225H191ZM140 228H141V226H140ZM192 228H193V227H192ZM192 228H191V231L194 232V231H195V226H194V229H192ZM215 228H216V227H215ZM245 228H246V227H245ZM250 228H251V227H250ZM250 228H249V230H250ZM137 229H138V228H137ZM141 229H142V228H141ZM253 229H254V228H253ZM193 230H194V231H193ZM232 230H233V229H232ZM249 230H248V232H249ZM242 231H243V230H242ZM244 231H245V230H244ZM251 231H252V230H251ZM211 232H212V231H211ZM213 232H214V230H213ZM220 232H221V230H220ZM245 232H247V230H246ZM253 232H254V231H252V233H253ZM185 233H186V232H185ZM241 233H242V232H241ZM250 233H251V232H249V234H250ZM255 233H256V231H255ZM192 234H193V233H192ZM210 234H212V233H210ZM213 234H215V233H213ZM216 234L219 235L220 233L218 234V232H217ZM243 235H245V233H244ZM245 236H246V235H245ZM245 236H244V237H245ZM242 237H243V236H242ZM41 239H43V240H41ZM194 239H195V238H194ZM136 240H137V239H136ZM261 240H262V238H261ZM259 241H260V239H259ZM248 242H249V241H248ZM250 242H251V241H250ZM250 242H249V243H250ZM254 243H255V242H254ZM257 243H258V242H257ZM255 244H256V243H255ZM262 244H264V243H262ZM238 245H239V244H238ZM253 245H254V244H253ZM258 245H259V244H258ZM258 245H256V246H258ZM161 247H162V246H161ZM252 247H253V246H252ZM259 247H260V246H259ZM162 248H163V247H162ZM243 248H244V246H243ZM248 248H249V247H248ZM248 248H246V249L248 250ZM162 251H163V250H162ZM131 252H132V251H131ZM133 252H134V251H133ZM237 252H238V251H237ZM237 252L235 251V253H237ZM246 252H247V251H246ZM235 253H234V254H235ZM238 253H239V252H238ZM240 253H242V252H240ZM253 253H254V252H253ZM44 254H46V253H44ZM257 254H258V253H257ZM43 256H44V255H43ZM242 256H243V255H242ZM262 256H264V254H262ZM237 257H238V256H237ZM237 257H236V258H237ZM254 257H255V256H254ZM233 258L235 259V256H234ZM238 258H239V257H238ZM240 258H241V257H240ZM252 258H253V257H252ZM44 259H46V261L48 262L49 259H50V255H49V254H46V256H45ZM211 259H212V258H211ZM231 259H232V258H231ZM242 259H243V258H242ZM257 259H259V258H257ZM257 259H255V260H257ZM204 260H205V259H204ZM213 260H214V258H213ZM220 260H221V259H220ZM236 260H237V259H236ZM255 260L253 259L254 262H253V261H251V262L255 263V262H256ZM259 260H260V259H259ZM259 260H258V261H259ZM221 261H222V260H221ZM238 261H240V260H238ZM262 261H264V260H262ZM211 262H212V261H211ZM214 262L218 263L216 260H215ZM235 262H236V261H235ZM235 262H234V263H235ZM245 262H246V261H245ZM212 263H213V262H212ZM234 263H233V264H234ZM249 263H250V262H249ZM261 263H262V262H261ZM229 264H230V263H229ZM245 264H246V263H245ZM247 264H248V263H247ZM255 264H257V263H255ZM258 264H259V262H258ZM262 264H264V263H262Z\"/></svg>",
  "mask_w": 264,
  "mask_h": 264
}]
</instances>
